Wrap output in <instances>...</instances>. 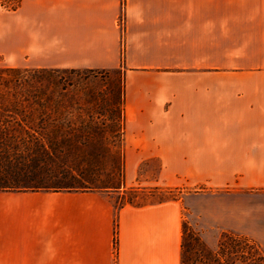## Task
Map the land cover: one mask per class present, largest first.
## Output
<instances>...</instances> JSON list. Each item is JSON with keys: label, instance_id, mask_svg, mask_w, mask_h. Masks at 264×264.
Listing matches in <instances>:
<instances>
[{"label": "crops", "instance_id": "0c3cea01", "mask_svg": "<svg viewBox=\"0 0 264 264\" xmlns=\"http://www.w3.org/2000/svg\"><path fill=\"white\" fill-rule=\"evenodd\" d=\"M0 68L122 72L124 188L225 192L264 245V0H0ZM116 193L0 191V264H181L187 195Z\"/></svg>", "mask_w": 264, "mask_h": 264}, {"label": "rangeland", "instance_id": "374dc122", "mask_svg": "<svg viewBox=\"0 0 264 264\" xmlns=\"http://www.w3.org/2000/svg\"><path fill=\"white\" fill-rule=\"evenodd\" d=\"M21 70L17 89L0 87V101L5 103L0 108V170L12 171L6 177L27 189L0 191L111 190L120 191V203L135 204L187 195L193 206L187 204L184 210L181 264H264L261 240L205 222L206 215L213 222L220 218L221 207H232L233 198L225 192L196 195L182 189L150 193L140 186L124 188L122 72ZM152 163L140 167L141 174L157 176L160 167L157 160ZM243 198L249 205L251 192ZM232 235L249 238L253 253L246 241L233 240Z\"/></svg>", "mask_w": 264, "mask_h": 264}, {"label": "trees", "instance_id": "16d2710c", "mask_svg": "<svg viewBox=\"0 0 264 264\" xmlns=\"http://www.w3.org/2000/svg\"><path fill=\"white\" fill-rule=\"evenodd\" d=\"M20 2L16 5H14L11 9H16L19 6ZM22 77V70L21 69H16V68H0V87H6L7 89H10L12 86L13 88L17 89V86L19 85L18 81L19 78ZM4 95H1V99H3ZM5 105L2 101H0V108ZM15 172V171H14ZM6 173L12 174L13 172L10 171L9 169L5 168L4 170H0V190H15L16 188L18 190H24L27 189V186H24L25 188L23 189L22 187H16V185L13 184V182L6 177ZM14 180V179H13ZM41 187L33 188L34 190L36 189H41ZM46 188V187H45ZM53 191H62L61 187H54L52 188ZM233 240H242L246 241L247 243L245 244L246 246L250 247L252 251H249L253 253L255 250L254 247H251L252 243L250 242L249 238L243 237V236H231ZM251 243V244H250ZM225 246L223 243L221 244V247L223 248ZM238 246V245H237ZM244 246V245H243ZM244 254H246V250H242ZM263 264V263H261Z\"/></svg>", "mask_w": 264, "mask_h": 264}, {"label": "built area", "instance_id": "2783aa9c", "mask_svg": "<svg viewBox=\"0 0 264 264\" xmlns=\"http://www.w3.org/2000/svg\"><path fill=\"white\" fill-rule=\"evenodd\" d=\"M21 0H1L2 4L8 8L11 9L14 5L18 4Z\"/></svg>", "mask_w": 264, "mask_h": 264}]
</instances>
